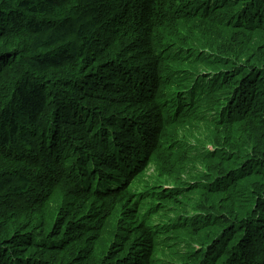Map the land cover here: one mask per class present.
<instances>
[{"label":"trees","instance_id":"16d2710c","mask_svg":"<svg viewBox=\"0 0 264 264\" xmlns=\"http://www.w3.org/2000/svg\"><path fill=\"white\" fill-rule=\"evenodd\" d=\"M0 264H264V0H0Z\"/></svg>","mask_w":264,"mask_h":264}]
</instances>
